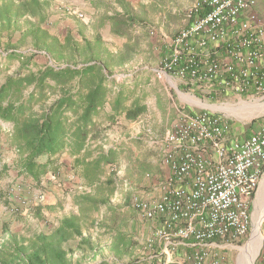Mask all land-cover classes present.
I'll list each match as a JSON object with an SVG mask.
<instances>
[{
    "label": "built area",
    "instance_id": "2783aa9c",
    "mask_svg": "<svg viewBox=\"0 0 264 264\" xmlns=\"http://www.w3.org/2000/svg\"><path fill=\"white\" fill-rule=\"evenodd\" d=\"M256 3L196 0L188 12L190 24L169 39L157 77L170 74L199 97V104L177 107L165 136L170 172L160 182L159 197L132 198L142 217L162 222L150 235V252L141 264H169L151 249L159 240L168 251L175 239L198 245L185 264L210 259L223 264L209 243H235L250 233L264 177V126L241 136L224 108L264 103V26L253 10ZM11 192L26 201L17 186Z\"/></svg>",
    "mask_w": 264,
    "mask_h": 264
},
{
    "label": "trees",
    "instance_id": "16d2710c",
    "mask_svg": "<svg viewBox=\"0 0 264 264\" xmlns=\"http://www.w3.org/2000/svg\"><path fill=\"white\" fill-rule=\"evenodd\" d=\"M30 5L29 0H24L16 14H11L10 6L0 9V20L8 23L12 18L18 20L26 13L37 12ZM125 29L124 22H119L115 33L124 34ZM31 32L35 33L33 45L37 52H23L17 50L18 46L9 45L6 54L0 56V77L19 64L0 82V135L4 133L7 144L18 155L21 171L38 180L48 172L60 173V157L64 152L76 156L74 172L83 180L86 190L73 196L78 212L63 217L50 233L11 236L0 248V264H82L100 252L99 247L96 249L99 244L84 235L86 227L105 228L111 235L108 249L113 258L93 264H120L124 258L138 264L139 242L125 228L135 215L136 209L131 205L133 196L125 195V209L111 204L110 199L123 183L117 174L123 163H128L129 177H140L151 172L153 155L135 156L126 142L107 150L101 143L94 149L95 153L85 151L88 140L103 137L97 118L112 88L118 85L111 69L114 65H124L130 57H116L100 40L80 43L68 36L63 42L54 36ZM41 50L54 63L41 66L34 63ZM132 81V86L126 81L120 83L119 90L109 100L113 112L130 122L137 121L148 109L146 91L138 88L134 78ZM137 141L130 140L134 144ZM94 213L101 214V219L94 217ZM77 237L80 241L75 248L65 247ZM246 240L247 237L241 238L235 244L242 245ZM76 251L82 255L74 259Z\"/></svg>",
    "mask_w": 264,
    "mask_h": 264
},
{
    "label": "crops",
    "instance_id": "0c3cea01",
    "mask_svg": "<svg viewBox=\"0 0 264 264\" xmlns=\"http://www.w3.org/2000/svg\"><path fill=\"white\" fill-rule=\"evenodd\" d=\"M23 1L0 0V9L10 6L13 9L11 14H16V9L21 6ZM29 1L33 11L37 12L26 13L18 20L12 18L8 22L9 25L7 20H0V56L6 54L9 45L18 46L17 50L19 51L32 50L37 52L33 45L35 33H32L31 30L40 36L46 34L47 36L57 37L63 42L68 36H72L80 43H83L84 40H100L108 51L116 57L124 55L130 57L124 65H114L111 69L113 76L116 77L117 84L120 85V83L126 81L132 86L134 83L132 79L134 78L140 89L144 88L139 82L145 75L153 71L154 75L157 76L156 71L159 69L160 61L167 51L169 39L190 24L191 19L188 12L196 0ZM253 10L264 26V0H257ZM250 11L247 10L242 18H246ZM119 22H124L126 26V29L122 30L124 34L115 33V26ZM125 22L127 23L125 24ZM26 41L31 42L32 46L24 48ZM38 52L50 57L44 50ZM105 71L108 73L109 70ZM164 78L168 81V84L164 87L165 92L155 91V95L159 94L157 96L158 101L155 100L154 103L149 100L147 94L148 109L142 117L134 122H130L123 115H117L113 112L109 100L113 99L116 90H119L118 85L114 86L112 88L113 92L109 94V100L105 103L104 109L97 118L100 129L103 130V137L88 140L89 142L85 148L86 152L95 153L94 149L100 146L101 143L107 150L126 142L134 151L135 156L142 158L146 154L151 153L153 155L151 172L140 177H137L138 175L130 176V181L128 178L125 179L129 185L127 186V183L126 188H123L124 190L120 186L121 195H118L117 189L110 199V203L119 206V208H126L123 203H125L124 197L127 193L131 196L137 193L145 198L159 197L160 182L170 172V167L165 161V136L176 117L177 107L182 104L188 107L194 105V103L199 104V97L186 91L180 81L172 78L170 74ZM144 91H146L145 88ZM162 94H164V97H162ZM164 104H169L172 113L163 111ZM255 105H264V103H255ZM262 126L256 128L251 123L242 129V132L240 130L242 127L236 128L239 130L236 132L238 134L245 133L244 136H247ZM131 139L138 140L137 143L140 144L131 143ZM3 151H8L9 156L2 157ZM85 151L83 154L86 153ZM71 156L68 151L61 155V169L67 168L69 170L70 167H73L76 156ZM71 158L73 163L70 161ZM17 164L18 155L7 144L6 137L2 133L0 135V248L14 235L30 237L40 232L50 233L59 226L63 217L78 212L73 196L80 193V191H72L73 194L71 195L65 194V190L71 188L66 179L61 182L62 180L59 181L53 178L55 177L53 173L48 172L38 180L22 172ZM123 164V168L126 169L128 163L124 162ZM78 184L84 188V191L86 190L83 187V180L79 176ZM13 186L18 187L19 195L26 200L25 202H20L17 194H12L11 188ZM66 198H69L71 202L67 212L60 211L57 214L50 212L64 207ZM93 216L97 218L98 213H94ZM144 221H146L148 227L143 225L142 230L147 234L141 243L142 252L138 264H141V261L150 252L147 246L148 236L162 223L160 219L144 218L135 210V215L131 219L135 232H137L136 225ZM79 241L80 238L77 237L66 243L65 247L75 248ZM166 245L165 242L157 240L151 250L156 252L159 258L167 260L169 264H185L188 257L198 248L194 239H175L173 243L168 245L170 248L168 251L165 250ZM209 245L213 248L217 247V249L225 246L216 241L210 242ZM73 255L76 259L81 257L82 253L81 255L75 253ZM208 264H213L212 259L209 260Z\"/></svg>",
    "mask_w": 264,
    "mask_h": 264
},
{
    "label": "rangeland",
    "instance_id": "374dc122",
    "mask_svg": "<svg viewBox=\"0 0 264 264\" xmlns=\"http://www.w3.org/2000/svg\"><path fill=\"white\" fill-rule=\"evenodd\" d=\"M26 46L31 47L32 46L31 42L26 41L24 48H26ZM5 48H3V49H5ZM34 61H35L34 63H37V65H39V66L43 65L46 62L54 63L52 60L50 61V59L47 55H42V53H39V55H37L34 58ZM18 65L19 64L16 63L15 65H13V67H11L10 70L4 71L0 77V82L3 81L4 76L7 73L13 72V70H15ZM32 67L34 68V66H32ZM148 68L150 69V67H148ZM118 77H121V76H118ZM167 82L168 81L164 77L159 78V77L155 76L153 71H152L148 75H145L144 78L140 79L139 83L141 86H143L146 89V91H147L146 93L148 94L149 100L152 103H154L155 100L158 101L157 96L159 94L158 93L157 95H155V91L160 92V93H164L165 92L164 87H165V85L168 84ZM158 90H160V91H158ZM162 95H163L162 97H164V94H162ZM258 106L261 109L258 108ZM258 106L257 105L255 106V104L254 105L241 104V105L229 106V107H226L224 109L226 110V112L229 114V116L231 118V122L233 124V129L235 131H239L236 128L242 127L240 129L242 132L243 131L242 129L246 128V126H248L251 123L254 124L256 126V128L259 126H262V124H264V105H258ZM158 108H160V106H158ZM162 108H163V111L165 113H167V112L172 113V111L170 110L169 104H167V105L164 104ZM152 117H153V114H152ZM163 120H164V118H163ZM244 134L245 133H242V134L240 133L241 136H244ZM1 154H2V152H1ZM4 156H9L8 151H3L2 157H4ZM70 161L73 163L72 158ZM117 174H118L120 179H123L122 180L123 183L120 186L122 187V189L123 188L125 189L126 188L125 185L128 183L125 179L128 178L129 181L131 180L130 179L131 177L128 176L129 171L122 167L118 171ZM53 175L55 176L53 178H55L59 181L62 180L61 182H63L64 179H66L67 182L70 184L71 188L70 189L67 188L65 190V194L67 193V194L71 195V194H73V192L75 190L78 192L84 191V188H82L78 184V176H77V174H75L73 167H70L69 170L67 168H65L64 170L60 169L59 174H53ZM128 185H129V183L127 184V186ZM78 187H80V188L78 189ZM119 189L117 190V193L120 196L121 192ZM70 206H71V202H70L69 198L68 199L66 198V200H64V207L60 208L59 210H57V209L52 210L50 212H53L55 214L59 213L60 211H62V212L66 211L67 212L69 210ZM260 210L261 211L264 210V177L261 181L258 193H257L256 197L254 198V203H253L252 210H251V215H252L251 230H250V233L247 237V240L242 245L235 244L234 242L233 243L232 242L222 243L223 245H225L223 248L221 247L220 249H214L213 250V252L215 254H217L216 257H218V256L223 257L224 258L223 261L225 264H261V260L264 256V219L260 223V230H259L260 237L258 240L259 243L254 242L253 243L254 247H252V246L247 247L249 241L252 238L254 229L256 227L257 212ZM97 218L101 219V214H98ZM39 220L41 221L40 218H39ZM106 223L109 224L110 222H106ZM143 225L148 227V225L146 224V221L142 222L141 224L139 223L136 225L137 232H135L136 230L134 229V225L132 227L131 221L127 222V224L125 225V228L128 231L132 232L139 242V247H137V250H136L138 255H140L142 252V250L140 248L141 243L144 241L143 238H146V234H147V232L145 233L142 230ZM107 232H108V230H105V228H102V229L99 227H89V228L86 227V228H84L85 235L89 236L93 243L99 244L96 249H98V247H99L100 252L96 255L95 258H92V256H91V257H88L87 259H85L84 260L85 263H83V264H93V263L100 261L102 259H112L113 258L112 254L110 253V250L108 249V245L110 243V236L111 235H110V233H107ZM152 232L150 233V235L152 234ZM150 235L148 236V239H149ZM75 254L81 255V251H76ZM130 263H131V261L129 260V258H124L120 264H130Z\"/></svg>",
    "mask_w": 264,
    "mask_h": 264
},
{
    "label": "bare ground",
    "instance_id": "6f19581e",
    "mask_svg": "<svg viewBox=\"0 0 264 264\" xmlns=\"http://www.w3.org/2000/svg\"><path fill=\"white\" fill-rule=\"evenodd\" d=\"M256 106V105H255ZM258 106V105H257ZM258 108H260L259 106H258ZM257 108V109H258ZM261 109V108H260ZM260 111V110H259ZM257 209V208H256ZM259 214L262 216L263 214H264V210H260L259 211ZM259 237H260V234H259V230L257 229V226L255 227V229H254V232H253V235H252V238H251V240L249 241V243H248V245H247V247H250V246H252V247H254V245H253V243L254 242H258V240H259ZM259 243V242H258ZM246 248V247H245ZM244 249V248H243Z\"/></svg>",
    "mask_w": 264,
    "mask_h": 264
},
{
    "label": "water",
    "instance_id": "95a60500",
    "mask_svg": "<svg viewBox=\"0 0 264 264\" xmlns=\"http://www.w3.org/2000/svg\"><path fill=\"white\" fill-rule=\"evenodd\" d=\"M264 219V214L261 216L259 214V211L257 212V221H256V226H257V229L260 230V223L262 222V220Z\"/></svg>",
    "mask_w": 264,
    "mask_h": 264
}]
</instances>
